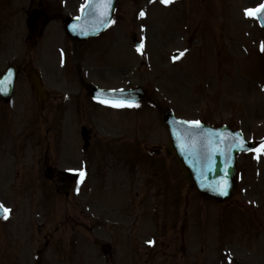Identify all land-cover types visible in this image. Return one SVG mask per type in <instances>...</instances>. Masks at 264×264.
Here are the masks:
<instances>
[{"label":"rangeland","instance_id":"obj_1","mask_svg":"<svg viewBox=\"0 0 264 264\" xmlns=\"http://www.w3.org/2000/svg\"><path fill=\"white\" fill-rule=\"evenodd\" d=\"M82 1L0 0V74L31 61L47 90L64 96L40 120L22 74L11 102L0 103V203L9 210L0 221V264H264V155L239 156L230 203L206 202L163 155L167 133L157 109L109 110L81 88L78 96L72 75L80 54L86 80L99 88L143 87L179 118L257 140L264 136V32L246 10L260 0H119L123 16L116 13L114 28L79 54L56 20L30 39L27 14L37 2L65 17ZM37 122L40 131L26 140ZM82 126L91 132L94 168L65 198V186L44 179L45 165L80 169ZM47 143L52 158L42 167ZM95 241L112 252L104 256Z\"/></svg>","mask_w":264,"mask_h":264},{"label":"water","instance_id":"obj_2","mask_svg":"<svg viewBox=\"0 0 264 264\" xmlns=\"http://www.w3.org/2000/svg\"><path fill=\"white\" fill-rule=\"evenodd\" d=\"M110 18L111 11L108 13L107 21L104 22V19H102L100 20L101 22H94L96 16L93 15V11L89 6L79 19L66 20L64 26L70 38H73V34L75 35L78 32L81 39H86L102 31L109 23ZM28 72L32 76L33 83L36 86V93L38 94L40 91L39 80L32 69L29 68ZM0 83L3 85L0 95L3 98L9 97L13 83L10 72L1 77ZM86 91L89 96L96 99L110 100L101 98V96L114 95L113 93L107 94V92L100 91L92 85H86ZM140 92V90H137L132 94L122 93L119 95L129 98L128 100L132 103L140 101L143 97ZM163 123L170 134L166 152H174L179 164L186 171V180L189 183L196 184L200 189L199 193L203 197L212 199L217 203L228 202L236 191L237 183L234 178L236 176L235 162H232L231 155L233 157L234 154L240 151V146L237 143H231V140L227 137L222 138L223 133L221 132L196 129L192 125L180 123L174 120L168 112L164 114ZM228 137L233 136L228 135ZM225 140H227V143H225ZM205 178L210 181H205ZM2 214L3 212L0 213V217Z\"/></svg>","mask_w":264,"mask_h":264},{"label":"snow or ice","instance_id":"obj_3","mask_svg":"<svg viewBox=\"0 0 264 264\" xmlns=\"http://www.w3.org/2000/svg\"><path fill=\"white\" fill-rule=\"evenodd\" d=\"M101 3H110V0H100ZM162 3H170L171 0H161ZM83 7V6H82ZM264 7V6H262ZM141 15H144L143 12H141ZM246 15H257V12L255 10H246ZM0 90H3V85L2 83H0ZM114 106H119V105H114ZM189 123H193L195 125H199V121H193V122H189ZM7 210L4 209V206L2 204H0V213L2 212H6ZM3 218H7V216H4ZM151 243V241L149 242Z\"/></svg>","mask_w":264,"mask_h":264}]
</instances>
